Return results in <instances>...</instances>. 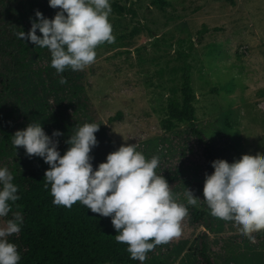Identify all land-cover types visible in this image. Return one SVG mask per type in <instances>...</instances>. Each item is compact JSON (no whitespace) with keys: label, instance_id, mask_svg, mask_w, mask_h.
I'll return each mask as SVG.
<instances>
[{"label":"rangeland","instance_id":"374dc122","mask_svg":"<svg viewBox=\"0 0 264 264\" xmlns=\"http://www.w3.org/2000/svg\"><path fill=\"white\" fill-rule=\"evenodd\" d=\"M232 1L167 0L161 7L152 0H110L109 21L115 40L97 45L95 61L78 70L83 104L70 93L64 96L53 90L46 98L50 107L40 104L36 108L49 118L58 111L56 104L71 96L67 112L72 110L74 126L68 128L60 116L53 130L61 135L51 136L58 141L60 153L79 126L99 123L98 143L91 150L107 146L108 139L117 147L136 143L146 158H160L156 171H176L189 179L171 187L178 202L187 203L188 188L200 198L194 206L202 208L203 193L195 183H203L208 173L203 146L189 124L177 123L170 130L161 124L171 88L178 85L179 73L172 72L179 64L177 50L184 49L189 53L195 94L194 127L217 148L216 157L231 164L245 155H264V0ZM26 2L0 0V24L7 22L4 17L10 7L18 11ZM43 4L52 18L58 7L48 6V0ZM1 46L5 48L6 42L0 37ZM12 96L0 94V102L9 106ZM17 111L22 113L18 116ZM32 111L19 105L7 123L18 126ZM50 126L45 124L47 129ZM13 157L7 156L0 167ZM208 222L193 225L185 216L181 234L158 244L142 263L200 264L198 237L205 231L214 264H264V239L254 238L253 233L251 239L241 235L234 222H225L211 212Z\"/></svg>","mask_w":264,"mask_h":264},{"label":"clouds","instance_id":"9594fccd","mask_svg":"<svg viewBox=\"0 0 264 264\" xmlns=\"http://www.w3.org/2000/svg\"><path fill=\"white\" fill-rule=\"evenodd\" d=\"M48 4L58 7L53 17L36 10L37 19L31 21L28 32L21 30L17 36L46 47L57 73L66 68L84 69L95 61L97 45L114 42L110 0H48ZM66 82L61 76L60 83ZM98 129L99 123H83L68 136L62 155L58 141L40 123L17 129L12 143L23 146L30 156L42 157L50 166L44 172V187L50 185L54 204L71 207L79 201L92 212L109 216L115 239L126 243L132 259L143 262L157 244L181 234L187 204L197 205L200 198L186 188L187 204L178 202L168 181L156 171L160 158H146L136 143L121 144L93 168L90 152L98 143ZM60 135L58 129L53 130L52 136ZM211 164L213 171L205 173L203 200L213 216L234 222L240 234L251 239L253 232L264 230V155H245L231 164L217 158ZM18 199L12 172L0 167V217L6 216L11 202ZM13 217L0 226V264H18L21 259L17 246L7 239L20 231L23 222L20 212H14Z\"/></svg>","mask_w":264,"mask_h":264},{"label":"trees","instance_id":"16d2710c","mask_svg":"<svg viewBox=\"0 0 264 264\" xmlns=\"http://www.w3.org/2000/svg\"><path fill=\"white\" fill-rule=\"evenodd\" d=\"M152 1L161 7L168 3L167 0ZM43 3L44 0H27L25 6L23 5L18 11L10 7L5 13L7 16L4 17L8 18L7 22L0 24L3 27L0 28V37L6 42L5 48L0 47V65H2L0 94L14 95L12 96L14 101L9 106L0 102V108L3 110L0 114V162L9 155L15 156L6 162V167L13 174V182L18 185L19 196L17 201L11 202L12 208L9 213L0 217V226H3L8 219H13L14 212L22 214L23 222L20 225V231L7 237L17 246L21 257L18 264H143L138 259L130 257L126 250V243L115 239L116 230L109 216L94 213L79 201L71 207L54 204L50 185L48 188L44 187V172L50 166L42 157L35 154L30 156L26 154L23 146L14 147L12 143L14 132L31 122L40 123L50 137L51 130L57 128L54 124L60 116L64 118L63 122L68 128L74 126L71 122L72 110L70 113L67 112L71 106V96L56 104L54 108L58 111L52 113L49 118L36 110L40 104H44L46 108L50 107L46 98L47 95L51 96L50 93L53 90L60 91L64 96L70 93L77 98L79 104H83L81 102L83 82L80 72L66 68L63 72L57 73L51 65V54L46 47L41 48L34 42L17 36L21 30L28 32L31 21L37 19L36 10L41 13L47 12ZM43 16L50 18L48 12ZM36 33L41 35L39 29ZM176 58L179 64L172 68V72L179 73L178 85L171 88L167 113L161 120V124L166 130L174 128L177 123L189 124L191 132L203 146L206 159L205 170L210 174L213 171L211 161L217 159V148L213 149L201 131L194 127L195 94L191 81L189 53L184 49L177 50ZM61 76L66 78V83H60ZM37 81H40V85ZM33 86H39V88L35 90ZM38 96H41L42 101ZM19 105L27 110L32 108V114L22 118L23 122L18 126L8 124L7 121L14 116L13 108ZM21 113L22 111H17L18 116ZM27 119L30 121L27 122ZM110 120L113 119L110 118ZM47 123L52 125L48 129L45 127ZM63 144L65 148L68 147V144ZM63 144L62 150H64ZM116 148L118 147L115 143L108 139L107 146L91 150L93 168L105 160L108 152ZM63 152L60 154L62 155ZM17 154H22L20 155L22 158H18ZM157 173L165 177L170 188L179 183L189 182L186 176L176 171H157ZM195 185L202 192L203 183H195ZM187 207L188 218L193 225H208L210 209L206 202L200 209L190 204H187ZM253 237L264 239V230L253 232ZM207 243V234L202 231L198 237L197 251L200 264H214ZM157 246L158 244L146 255L153 253Z\"/></svg>","mask_w":264,"mask_h":264}]
</instances>
